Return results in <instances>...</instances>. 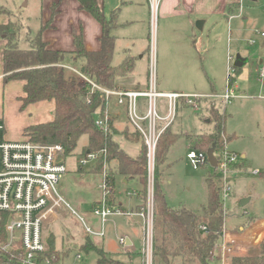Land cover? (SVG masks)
<instances>
[{
	"label": "trees",
	"instance_id": "1",
	"mask_svg": "<svg viewBox=\"0 0 264 264\" xmlns=\"http://www.w3.org/2000/svg\"><path fill=\"white\" fill-rule=\"evenodd\" d=\"M82 10L89 13L102 27L99 51H89L85 46L82 30L73 29L74 52L54 50L45 40L44 34L53 27L58 15L59 3L52 6L50 19L41 26L34 35L28 34L26 48L21 47L22 23L17 17L0 7V15H8L11 19L7 24L0 25V37L6 40L3 53L4 81H24L25 96L19 100L21 110L28 106L42 102L56 103L55 117L50 123L33 125L25 129L24 134L35 143L51 145L61 144L64 147V156L71 155L82 136L88 137V145L84 148L83 155L88 152L99 153L107 149V163L118 162V173L126 178H138L143 186L144 196L147 197L148 187V150L143 137L135 131L131 140L141 144V152L137 157L129 156L115 140V131L105 134L98 129L95 119L98 113H104L107 101L100 91L90 93L88 85L77 78H67L66 70L62 67L68 58L81 60L85 76L97 85L109 89L120 90L116 84L118 76H125L133 71L134 60L128 58L120 65H113L116 46V37L113 29L118 25L119 11H114L110 17L99 5L98 0H78ZM239 7L238 5L231 10ZM230 10V11H231ZM16 18V19H15ZM14 19V20H13ZM237 73L242 68L234 66ZM237 79L232 77V84ZM216 127L209 135H203L195 140V149L209 151L215 147L217 154L224 147L226 115L220 114L213 108ZM113 117L111 128L114 130ZM190 137V136H188ZM180 135L174 134L170 127L162 133L156 151L155 159V237H154V264L164 262L172 264L173 259L181 258L182 264H212L214 250L222 245L227 218L222 198L223 182L215 170L207 177L208 202L201 211L194 212L185 207L174 209L169 206L162 191V166L165 163L170 148L176 144ZM231 138H228V141ZM238 169V165L235 167ZM93 170L103 173L104 158L100 156L93 165ZM264 179V173L262 175ZM235 177H233V181ZM107 182L114 189L115 179L108 174ZM257 222L249 219L241 232L248 226ZM201 226H206L203 231ZM48 254L60 256L55 246V239H48ZM262 243L259 253L233 254L228 258L227 264H264V249ZM80 250L87 253L94 252L98 256L99 264H120L104 250L94 245L90 237L85 234ZM0 264H21L11 252L0 251Z\"/></svg>",
	"mask_w": 264,
	"mask_h": 264
},
{
	"label": "crops",
	"instance_id": "2",
	"mask_svg": "<svg viewBox=\"0 0 264 264\" xmlns=\"http://www.w3.org/2000/svg\"><path fill=\"white\" fill-rule=\"evenodd\" d=\"M98 1L99 5L104 9L108 17H110L114 11H119L118 25L113 29L112 33L116 37V43L119 41V35H123L124 50L120 61L123 62L128 58H132L134 60L133 71L125 76L120 75L116 78L117 86L122 91H146L149 87V70L146 76V81L142 83L143 81H141L136 74V70L138 68L137 59L142 60L144 55L139 56L142 53V50H135V52H133V47H135V37L128 33V30L133 27V24L137 23L143 16L139 11L140 9H134L135 3H137L135 2L136 0H122L121 2L116 0H110L109 2H107V0ZM144 1L145 0L138 2L139 6L142 8H144L143 6L145 5L143 3ZM31 2L32 0H19L18 5L21 9H25L30 7ZM55 3H59L58 15L55 18L53 27L47 30L44 34V38L50 43V47L54 50L74 52L75 46L72 31L75 28L79 31H83L85 46L89 51H99L101 48L100 38L102 35V27L93 16L82 10L78 0L38 1L37 4L40 13L39 29L50 19L52 6ZM146 4L145 16L147 20H149L150 16L151 21L148 0H146ZM236 5H238L240 9V0H161L159 10L162 24L157 57V89L159 92L205 96L221 95L218 94L215 89L216 84L214 83L215 80L213 72L216 67H214V60H216V62L221 60L224 67L225 54L223 47L221 50L217 48L215 51H212L210 47L208 48V45H210V40L208 39H210V36L215 29L218 30L216 32L217 37H227V32L229 31V14L233 13L234 9L231 10V8ZM0 7H3L5 10L13 13L22 23L23 31L21 35V46L22 44H26L24 47L26 48L28 46V43L26 42L27 35L30 34L34 36L35 34L30 27L23 24V11L17 9L10 10L7 8L6 0H0ZM10 19L11 18L8 15L1 14L0 25L7 24ZM120 30H123L124 34H119ZM198 33L200 34L199 40L201 41V47H203L202 52L197 46H195L197 42L193 44V39L198 36ZM221 42L223 45V39H221ZM5 46L6 40L0 37V118L5 124L6 139L17 142L30 138L24 134L25 129L28 127L52 122L55 117L56 103L54 100L42 101L28 106L25 110H21L22 103L19 99L25 96V82L18 80L5 83L3 63ZM146 51H148V49ZM201 53L205 55L204 61L207 62V65L201 62V60H203V58L199 57V54L201 55ZM228 58L229 56H227V63ZM122 62L114 66L120 65ZM82 64L83 62L81 60L68 58L63 66L83 71ZM66 77L72 78L73 73L70 70H66ZM237 85L241 90L238 83ZM140 101L142 102L143 100L141 99ZM179 105L184 107L186 106L183 103H180ZM110 110L114 122V130L112 131H115V140L129 156H139L141 152V144L131 140V135H133L135 131L129 123L125 108L118 106L117 99L112 98L110 102ZM166 124L167 121H162L159 123V127L163 128ZM169 127L174 134L180 135V138L176 144L170 148L165 163L162 166L164 168L162 171L163 184L165 182L171 184L169 177H166V168L170 169L173 165V161L175 160H170L171 155H173V149L180 143L187 151L190 152L195 149V140L198 137L205 135V133L202 132H185L183 129L173 126V124ZM127 146L131 147L130 151L127 150ZM183 159L188 160L187 155ZM83 169V167L79 166L78 172H81L80 175L82 177V184L90 178L88 176H91L90 173L85 175V173H83ZM118 169L119 167L117 161L113 160L107 164V170L111 178L115 179V187L111 197V206L123 213L121 216L124 220H127L128 225L122 233V236L118 238V241L121 238H124L126 242L124 246L127 247V252L132 255H138L139 258H141V264H143V250L140 248L137 251L135 247L139 240L142 241L143 237V221L137 213L142 207H144L148 195L147 197L144 196L143 186L138 178L130 179L121 176L118 173ZM242 169L243 165L242 163H239L237 172L234 176L235 179L242 174ZM255 171L253 174L258 175L259 172L258 174H255ZM92 172L94 175L99 177L100 182L98 179L96 182H99L98 188L100 189L103 175L102 173L95 172L93 167ZM77 175V172L71 174L70 171H68V174L64 175L59 184V191L69 204L70 202L75 203L71 195V189L73 180ZM118 190L123 194H118ZM101 197L102 192L88 200L76 203L78 208H88L84 211L85 216H87L90 221L96 225L95 227L97 229L100 227V224H98L96 219L93 217L92 211L101 200ZM165 197L167 196L165 195ZM55 218L56 214L51 217L50 220ZM260 223L264 224V217L257 218V222L248 226L245 232L242 233L239 231L243 229V225L237 228L225 227L222 245L214 250L212 254V261L216 259L221 261L222 264H227L230 254L235 252L238 254H247L251 248H256L262 239L254 247H246L243 243V236L246 232L255 228ZM261 228L264 229V225L261 226ZM91 240L96 247L104 250L102 246H97L93 239ZM101 240H104V238ZM83 242L84 239L78 246H81ZM108 255L115 261L119 262L117 258L113 257L110 253H108ZM119 263L125 264L122 262Z\"/></svg>",
	"mask_w": 264,
	"mask_h": 264
},
{
	"label": "rangeland",
	"instance_id": "3",
	"mask_svg": "<svg viewBox=\"0 0 264 264\" xmlns=\"http://www.w3.org/2000/svg\"><path fill=\"white\" fill-rule=\"evenodd\" d=\"M38 1L40 0H32L30 7L21 9L18 5L19 0H6L7 8L10 10L23 11V24L30 27L34 34L37 33L40 27ZM109 1L107 0V2ZM116 1L121 2L122 0ZM142 1L136 0L135 2L137 3H135L134 9H140L143 19L141 18L137 23L133 24L128 33L135 37L133 52L142 50L139 56L144 55L142 60L137 59L138 68L136 70V74L144 83L148 70H150L151 54L153 52L156 54V62L158 59L162 19L159 10L155 28L153 29L150 16L149 20L145 16L146 0L143 2L145 4L144 8L138 4V2ZM243 7L244 13L241 15L239 7L229 14L227 37H217L216 32L218 30L215 29L210 39H208L210 40L208 48L210 47L212 51H215L217 48L221 50L223 47L225 54L224 67L221 60L219 62L214 60V67L216 68L213 76L217 93L222 94L228 86L227 56H232L230 74L237 79V83L241 88L238 92L247 97L235 99L231 103H226L224 99L219 97H210L209 99H202L198 109L179 105L177 115L172 123L173 126L181 128L185 132H202L206 135L215 131L216 122L212 114L213 108L220 114L226 115L223 142L226 138H231L228 141L227 149L237 153L240 156V163L243 165L242 174L232 183L233 194L224 203V210L227 214L225 227L227 228L244 226L249 219L264 217V179L262 177L264 173V87L256 80L257 62L264 60V37L258 34L264 32V0H244ZM120 33L124 34V31L120 30ZM122 36L119 35V41L116 43L113 65L122 62L120 61L124 50ZM199 37L200 34L198 33V36L193 39V44L197 42L195 46L202 52L203 47H201ZM221 39H223V45ZM249 39H256V44L249 45ZM25 46L26 44H22L21 47L24 48ZM147 49L148 51H146ZM238 55L249 59L248 63L242 67L240 73H237L234 68ZM199 57L203 58L201 60L202 63H207L204 61V54H199ZM142 100L143 104H145L146 100ZM157 104L160 115L165 117L167 100L159 98ZM87 145L88 137L84 135L81 137L76 150L71 155L64 156L67 170L71 174L74 172L78 174L73 180L71 189V195L75 203L70 202V205L81 215H85L84 211L88 208H78L76 203L88 200L102 192L101 188H98L99 177L92 172L94 163L83 167V173L85 175L90 173L91 176H88L90 178L83 184L81 183V172H78L79 161L83 157V151ZM130 148L127 146L128 151H130ZM188 152L180 143L173 149V155H171L170 160H175L170 169L166 168V177H169L171 184L165 182L161 184V187L163 193L167 196L166 200L170 207L174 209L185 207L198 212L208 202L206 180L209 173H214L215 169L205 166L195 170L189 160L183 159L188 155ZM163 169L162 167V171ZM255 170L259 172L258 175L253 174ZM97 179L99 180L98 183L96 182ZM100 185H102V182ZM118 194L123 193L119 191ZM244 201H247L246 205L242 204ZM121 215L123 214L113 215L107 220L104 240L94 238L93 241L97 246H102L105 252L116 257L119 262L141 264V258L138 255L129 254L126 250L127 247L119 243L120 240L118 241V238L122 236V233L128 227L127 220H124ZM85 217L89 222H92L87 216ZM263 225V223H260L243 236V243L246 247H254L262 239L260 244L256 248H251L248 253L260 252L259 247L264 243V229L261 228ZM43 232L46 243H48L49 236L54 237L55 246L62 257L63 264H99L96 253H87L80 250L78 245L85 236L83 225L65 206L57 210L55 219L48 220L45 223ZM144 244L143 236L142 241L139 240L135 246L136 250L138 251L140 248L143 250ZM233 254H236V252L230 254V256ZM78 255H81L80 259ZM156 264L165 263L158 261ZM172 264H182V259L175 258ZM212 264L222 263L214 259Z\"/></svg>",
	"mask_w": 264,
	"mask_h": 264
},
{
	"label": "built area",
	"instance_id": "4",
	"mask_svg": "<svg viewBox=\"0 0 264 264\" xmlns=\"http://www.w3.org/2000/svg\"><path fill=\"white\" fill-rule=\"evenodd\" d=\"M150 6L151 23L155 28L161 0H148ZM243 1L240 0V15L244 13ZM264 37L263 33H258ZM256 39H249V45L256 44ZM233 57L228 58V86L221 95H190L178 93H161L157 89V62L156 54H151L149 70V87L146 91L109 90L97 85L85 76L83 71L71 67H62L70 70L73 77L88 85L90 93L100 91L105 95L107 106L104 113H98L95 124L105 134L111 133L112 98L117 99V105L124 107L129 123L134 131L140 133L148 150V197L137 215L143 221V264H154V237H155V159L159 139L162 133L174 121L179 104L183 103L194 109L199 108L202 99L219 97L231 103L233 100L247 97L238 92L237 85L232 84L231 63ZM256 80L264 87V60L257 62ZM262 97V96H261ZM159 98L167 100L166 116L159 113L157 101ZM141 99H145L143 104ZM167 121L165 127L159 123ZM5 124L0 118V251L11 252L21 264H63L62 257L48 254V245L44 237V225L62 207L68 208L82 223L83 230L90 239L105 237V224L116 214H123L111 206L113 187L108 184L107 149L99 153L88 152L79 161L80 167L95 163L100 156L104 158L103 181L101 185L102 197L92 211L93 217L100 227L97 229L89 222L85 215L79 214L65 200L59 191V184L68 170L64 161V147L61 144L45 145L35 143L31 138L23 141H9L5 136ZM226 138V137H225ZM228 139L224 141L221 153L214 152L217 167H213L209 160L208 151L191 150L187 158L193 168L210 166L214 168L223 182L222 198L224 203L233 194V177L240 163V156L227 149ZM258 174V171H255ZM207 231L206 226H201ZM120 243L125 245V239ZM81 258V255H78Z\"/></svg>",
	"mask_w": 264,
	"mask_h": 264
},
{
	"label": "water",
	"instance_id": "5",
	"mask_svg": "<svg viewBox=\"0 0 264 264\" xmlns=\"http://www.w3.org/2000/svg\"><path fill=\"white\" fill-rule=\"evenodd\" d=\"M249 59L248 58H244L242 57L241 55H238L236 57V60H235V66L236 67H239V68H242L244 67L247 63H248ZM84 70V69H83ZM214 152H215V147H212L209 151H208V155H209V160H210V163L213 167H217V160L214 156ZM243 205H246L247 204V201H244L242 203Z\"/></svg>",
	"mask_w": 264,
	"mask_h": 264
}]
</instances>
